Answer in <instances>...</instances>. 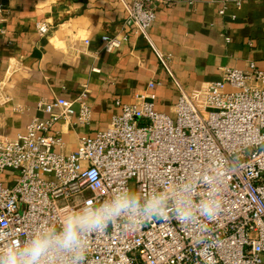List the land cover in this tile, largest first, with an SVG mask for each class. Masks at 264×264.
Here are the masks:
<instances>
[{
  "label": "built area",
  "instance_id": "1",
  "mask_svg": "<svg viewBox=\"0 0 264 264\" xmlns=\"http://www.w3.org/2000/svg\"><path fill=\"white\" fill-rule=\"evenodd\" d=\"M122 2L128 21L154 47L180 93L173 114L157 109L151 91L162 82L152 80L146 91L134 94V102L117 100L122 110L111 126L94 136L79 135L71 153L54 150L64 141L53 127L76 113L91 122L88 89L74 100L39 103L49 117L34 118L17 137L0 129V176L6 177L0 179V246L30 236L42 221H55L83 201L106 198L122 184L145 192L205 170L221 189L216 217L184 221L169 210L135 223L114 221L90 237L81 264H264V71L254 61L251 74L226 67L221 80L189 93L149 32L159 3L172 1ZM38 30L45 34L49 26ZM102 39L104 50L112 51L129 35ZM207 189L201 181L198 191Z\"/></svg>",
  "mask_w": 264,
  "mask_h": 264
},
{
  "label": "crops",
  "instance_id": "2",
  "mask_svg": "<svg viewBox=\"0 0 264 264\" xmlns=\"http://www.w3.org/2000/svg\"><path fill=\"white\" fill-rule=\"evenodd\" d=\"M0 1V129L9 136L25 133L36 117H49L39 103L74 100L84 89L92 120L82 122L76 113L57 121L53 129L64 146L55 145V151L71 153L79 135L109 128L122 110L117 100L134 102L152 80L162 82L151 91L157 109L173 114L180 93L154 47L128 21L122 0ZM171 1L159 3L149 32L187 92L221 80L226 67L251 74L254 61L264 71V0ZM44 23L49 30L40 34ZM106 34H128L129 40L107 51Z\"/></svg>",
  "mask_w": 264,
  "mask_h": 264
},
{
  "label": "clouds",
  "instance_id": "3",
  "mask_svg": "<svg viewBox=\"0 0 264 264\" xmlns=\"http://www.w3.org/2000/svg\"><path fill=\"white\" fill-rule=\"evenodd\" d=\"M201 181L208 185L203 194L198 191ZM220 192L215 178L205 170L145 192L122 184L106 198L83 201L55 221H42L30 236L0 246V264H81L89 251L90 237L106 225L118 220L135 223L166 215L169 210L184 221L197 215L211 220L222 208Z\"/></svg>",
  "mask_w": 264,
  "mask_h": 264
},
{
  "label": "rangeland",
  "instance_id": "4",
  "mask_svg": "<svg viewBox=\"0 0 264 264\" xmlns=\"http://www.w3.org/2000/svg\"><path fill=\"white\" fill-rule=\"evenodd\" d=\"M0 179H1L2 181H5V180H6L5 175H1V176H0ZM11 184H13V183H11ZM5 185H6V186L10 185V182H9V183H8V182H5Z\"/></svg>",
  "mask_w": 264,
  "mask_h": 264
}]
</instances>
